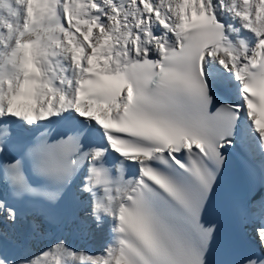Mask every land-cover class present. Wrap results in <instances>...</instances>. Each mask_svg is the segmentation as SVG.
Masks as SVG:
<instances>
[{"label": "snow or ice", "instance_id": "snow-or-ice-1", "mask_svg": "<svg viewBox=\"0 0 264 264\" xmlns=\"http://www.w3.org/2000/svg\"><path fill=\"white\" fill-rule=\"evenodd\" d=\"M0 225V264H264V0H0Z\"/></svg>", "mask_w": 264, "mask_h": 264}, {"label": "bare ground", "instance_id": "bare-ground-1", "mask_svg": "<svg viewBox=\"0 0 264 264\" xmlns=\"http://www.w3.org/2000/svg\"><path fill=\"white\" fill-rule=\"evenodd\" d=\"M3 225H0V230H2ZM18 239L23 240L24 237H18ZM109 239V234L107 229H104L101 232H98L94 237L87 238L82 241L87 247L94 248V249H99L101 248ZM3 241L0 240V244H2Z\"/></svg>", "mask_w": 264, "mask_h": 264}]
</instances>
